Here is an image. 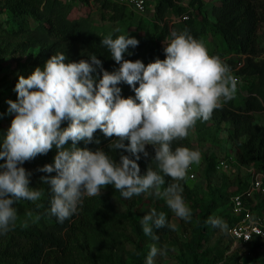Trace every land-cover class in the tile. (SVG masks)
<instances>
[{"label": "clouds", "instance_id": "9594fccd", "mask_svg": "<svg viewBox=\"0 0 264 264\" xmlns=\"http://www.w3.org/2000/svg\"><path fill=\"white\" fill-rule=\"evenodd\" d=\"M164 40L165 58L145 65L141 60H126L129 47L135 48V37L109 34L101 43L107 48L118 69H103L96 55L89 60L67 61L64 53L47 59L14 86L16 100L8 105L0 118L11 115L10 126L0 140V235L9 232L17 220L16 201H37L41 192L29 187L31 172L23 167L38 155L55 149L53 162L37 171L55 175L40 177L49 186V213L63 223L78 212L86 197H99L111 185L122 198L141 194L162 198L176 218L192 219V210L183 197L181 181L188 177L191 165H198L201 152L176 147L175 140L185 139L197 121H207L214 110L232 100L237 91V78L217 55H209L202 41L187 30L171 33ZM129 55L131 53H128ZM100 70V78L93 75ZM121 82L132 87L135 95L122 97ZM138 83V87L135 85ZM67 122L66 127L61 125ZM100 130L108 152L97 148L78 147L83 141L99 144L94 133ZM125 141L128 143L125 144ZM67 145V146H66ZM154 149L151 162L141 174L138 161L149 156L146 146ZM123 149L119 161L111 155ZM165 177L172 182L165 185ZM206 224L226 229L221 218L209 217ZM145 236L154 242V230H174L164 212L149 210L140 219ZM167 255L165 246L153 243L144 264H157Z\"/></svg>", "mask_w": 264, "mask_h": 264}, {"label": "trees", "instance_id": "16d2710c", "mask_svg": "<svg viewBox=\"0 0 264 264\" xmlns=\"http://www.w3.org/2000/svg\"><path fill=\"white\" fill-rule=\"evenodd\" d=\"M82 1L88 9L76 7L75 2ZM185 0H157L155 12L152 14L151 22L152 40L147 46L146 40L135 37L139 43L135 48L129 47L123 58L130 61L141 60L145 65L154 62L157 58H165L163 49L166 47L164 40H170L171 33H180L187 30L195 39L203 41L205 36H211L217 40L216 48L211 55H217L230 68L236 69L238 61L242 64L236 69V74L245 78V96L239 103L234 98L223 105L222 108L214 110L211 118L216 123L228 122L231 125V135L234 142L235 153L240 164L253 166L258 170H264V125L257 122V114H264V56L256 59L262 54L258 45V30L264 23V0H217L213 3H205V0H189L188 7L181 3ZM91 0H0V27L3 25L1 19L4 12L11 15L15 25H11L7 31L11 42L7 46L13 53L25 54L32 49H38V53L24 68V77L36 67H43L45 61L52 55L64 53L67 61L78 62L89 60L90 55H96L102 62L104 70L112 72L119 65L112 60L109 51L101 41L112 35L115 39L121 33H105L100 26L94 23L92 11L88 6ZM98 5V17L100 20L112 22L126 21L133 18H146L134 13L127 5L112 0H92ZM208 4V5H206ZM192 6V7H191ZM209 9L212 16L208 19ZM187 14L185 20L169 23L172 15ZM127 35V34H125ZM131 36L130 34H128ZM132 37V36H131ZM128 53H131L130 55ZM230 55H239V60L230 59ZM241 56H245L242 58ZM93 75L100 78L102 75L97 69ZM121 88L124 98L134 97L132 87L121 82L117 85ZM138 87V83L135 85ZM11 119L0 118V140L10 126ZM64 122L61 127H66ZM94 140L100 143H89L83 141L77 146L90 150L97 148L108 152L106 139L100 130L93 135ZM181 140L172 143L173 149L181 145ZM128 142L125 141V144ZM67 146V145H66ZM120 154L129 155L123 149L111 153L117 161ZM149 156L137 162L141 174H144L148 166L155 169V162H151L154 149L146 146ZM56 154L55 149L49 150L46 155H38L30 161H26L23 167L31 172L29 178L32 186L41 192L37 201L19 203L16 206L17 220L6 236L12 240L4 249L0 250V264H98L97 259L82 251L77 246L80 241L110 240L122 244V238L118 229L121 227L122 218L115 214L108 201L99 197H86L78 212L66 219L63 223L57 222L56 218L49 213L51 192L49 186L40 180L45 174L37 171L39 167L53 162ZM3 161L0 160V163ZM209 167L211 163H208ZM244 187L237 188L234 192L226 193L233 195L241 192ZM231 197V196H230ZM229 197V199H230ZM222 199V198H221ZM251 199L248 202L251 203ZM223 199L221 204H226ZM212 197L209 205H218ZM263 201L258 203L261 206ZM158 207V206H157ZM159 206L156 210L165 211ZM254 208V207H253ZM229 212L230 204H229ZM167 221L169 216L166 215ZM136 217L133 221H138ZM236 220L232 217L225 224L228 228ZM136 229H138V225ZM168 228L154 230L155 234L162 240ZM140 240V246L145 247V254L150 246H146L153 240L140 232H136ZM205 228L198 231L197 241L205 243ZM262 243L253 245V250ZM241 255L238 250H231V243L227 244L220 252L214 253L212 249L205 251H194L191 254V264H238Z\"/></svg>", "mask_w": 264, "mask_h": 264}, {"label": "rangeland", "instance_id": "374dc122", "mask_svg": "<svg viewBox=\"0 0 264 264\" xmlns=\"http://www.w3.org/2000/svg\"><path fill=\"white\" fill-rule=\"evenodd\" d=\"M217 0H205V3H215ZM157 0H148L150 8L156 7ZM189 5V0H185ZM76 7L83 10L88 9L82 1L75 2ZM208 5V4H206ZM92 11L94 23L100 26V30L105 33L117 32L123 35L130 34L132 37H140L146 40L147 46L153 39L151 35L150 24L153 20L152 14H147L146 18H137L129 22L109 20L102 21L98 17L99 7L95 3L90 2L88 5ZM192 7V6H191ZM208 13V19L212 16L209 14V9L204 8ZM3 25L0 27V113H5L8 105L6 101L11 99L16 100V93L13 91L15 84L20 76H24V68L33 57L38 53V49H32L25 54L13 53L8 48V43L11 39L7 35L14 20L6 11L3 14L1 21ZM13 40V39H12ZM204 45L208 49L209 55L216 48L217 40L211 36H205ZM258 45L262 52L256 59L264 56V23L261 24L258 30ZM239 55H231L230 59L239 60ZM240 61V60H239ZM238 61V63H239ZM231 74L236 76V69L230 68ZM240 76V75H239ZM245 78L237 83V91L234 96L236 103H239L245 96ZM13 118L11 115L4 116L3 120ZM257 122L264 125V114H257ZM231 125L228 122L216 123L212 118L207 121H197L194 128L189 131L188 136L182 139L181 146L190 149L199 150L201 152V161L198 165H191L188 170V177L185 181H181L184 192L183 197L185 202L192 210V219L190 222H185L175 217V215L167 207L162 198H157L152 195L141 194L133 196L131 199H124L120 193L111 185L106 186L100 193V196L108 201L110 207L115 214L122 218L121 227L118 229L119 235L122 238V244L112 242L110 240L99 241H80L77 246L82 251L94 256L98 264H144L147 254L144 248L140 246V240L136 237V232L142 234V226L140 219L149 210H158L159 206L163 207L165 214L169 216V221L174 225V230L168 229L162 240L149 242L146 246L156 243L157 246H165L167 255L157 258V264H191V254L198 251L212 249L214 253L220 252L227 244L231 243L232 239L226 229L213 228L205 222L209 217H218L226 223L231 218L229 212V197L237 188L246 187L251 182V168L253 166L242 165L239 163L236 153L233 138L231 135ZM152 147L150 145H147ZM121 151H118L117 156ZM119 161V159H117ZM224 161L225 166L219 167V162ZM210 167H209V164ZM172 182L169 177H165L166 187ZM29 187L34 188L32 183ZM36 189V188H35ZM236 194V193H235ZM234 195V194H233ZM212 197L218 205H209ZM222 198V199H221ZM226 204H221L223 199H227ZM231 198V197H230ZM253 210L264 216V204L258 206V203L263 201L264 195L254 194L250 197ZM26 200L21 199L13 205L15 208L19 203H24ZM158 206V207H157ZM139 220L133 221L134 218ZM138 229H136V225ZM205 228L206 236L205 243L197 241L198 231ZM12 240L6 235H0V250L11 244ZM242 256L238 264H264V244L261 247L252 249L251 254H244L241 248ZM150 250V249H149ZM13 264H19L13 262Z\"/></svg>", "mask_w": 264, "mask_h": 264}, {"label": "built area", "instance_id": "2783aa9c", "mask_svg": "<svg viewBox=\"0 0 264 264\" xmlns=\"http://www.w3.org/2000/svg\"><path fill=\"white\" fill-rule=\"evenodd\" d=\"M118 3L127 5L134 13L146 17L147 14H153L155 7L150 8L148 0H112ZM183 6L188 7L185 1L178 2ZM188 17L187 14L172 15L170 19H164L169 23L185 20ZM231 56V55H230ZM229 56V57H230ZM244 58L245 56H241ZM242 62L238 63L236 69L242 66ZM237 81H241V76H234ZM225 166V162H219V167ZM264 195V170H258L255 167L251 168V182L248 186L244 187L241 192H238L230 198V211L232 217L236 220L229 228L228 234L231 237L233 243L231 250H238L242 256L241 248L244 254H251L253 245L257 242H261V247L264 244V216L257 214L248 199L254 194Z\"/></svg>", "mask_w": 264, "mask_h": 264}]
</instances>
